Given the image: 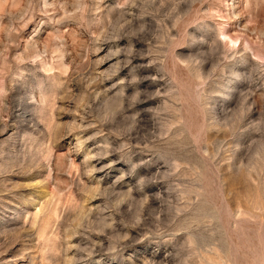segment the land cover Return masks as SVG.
<instances>
[{
  "label": "rangeland",
  "instance_id": "rangeland-1",
  "mask_svg": "<svg viewBox=\"0 0 264 264\" xmlns=\"http://www.w3.org/2000/svg\"><path fill=\"white\" fill-rule=\"evenodd\" d=\"M0 264H264V0H0Z\"/></svg>",
  "mask_w": 264,
  "mask_h": 264
}]
</instances>
